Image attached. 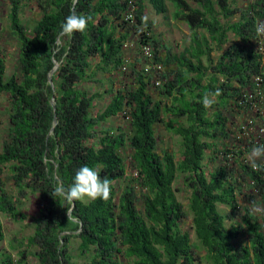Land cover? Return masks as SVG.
I'll list each match as a JSON object with an SVG mask.
<instances>
[{"label":"trees","instance_id":"trees-1","mask_svg":"<svg viewBox=\"0 0 264 264\" xmlns=\"http://www.w3.org/2000/svg\"><path fill=\"white\" fill-rule=\"evenodd\" d=\"M9 1L18 71L6 76L0 53V94L10 100L8 137L0 146V212L26 218L5 186V169L17 196L38 194L41 206L33 232L11 242L18 260L4 249L0 218V264H23L30 254L40 264H73L74 239L85 264H202L203 258L209 264H264V161L254 170L240 144L225 141L236 134L228 113L245 111L239 98L263 63L254 40L257 27L264 26V0H251L245 8L231 0H169L174 19L192 30L190 45L178 56L161 52L146 18V2L167 12L168 0H137L133 23L125 19L128 0H38L40 16L31 30L20 17L22 0ZM69 14L90 18L83 33L60 35ZM135 35L141 44L151 43L164 64L156 87L167 102L149 93L154 78L143 69L140 43L141 67L132 68L129 84L116 85L127 70L124 42ZM100 74L111 83L92 91L89 82L104 87ZM205 94L214 99L208 107L201 103ZM119 115L128 127L107 125ZM160 124L181 137L178 153L159 148ZM206 159L216 165L208 169ZM84 164L111 181L109 198L56 197L55 181L68 186ZM180 175L190 190L188 209L174 186ZM240 194L258 211L244 205ZM187 210L206 251L203 258L181 226Z\"/></svg>","mask_w":264,"mask_h":264},{"label":"rangeland","instance_id":"rangeland-1","mask_svg":"<svg viewBox=\"0 0 264 264\" xmlns=\"http://www.w3.org/2000/svg\"><path fill=\"white\" fill-rule=\"evenodd\" d=\"M234 5L241 6L242 8H245L251 0H231ZM168 5V11L167 12H157L156 9L149 3L146 2V18L147 21L151 23V29L155 36L160 40V49L163 54H167L168 50L171 52V54L174 56H178L180 52H182L186 47H188L191 43L192 38V30L190 29L189 25L185 21H179L174 19L173 17V11L175 10V7L171 1H167ZM22 9L20 12V17L22 21L26 24L27 29L31 30L32 26L35 24L36 20L40 16V8L38 6V0H22ZM10 10H11V3L9 0H0V53L5 59L6 64V76H9L13 72L18 71V64H17V58H18V50H17V42L13 34L11 33V27H10ZM239 14H236L232 20L238 19ZM230 38H233V34L230 33ZM127 56L130 57V62H128V68L126 72L122 73L120 76L116 79V85L117 86H125L130 83V72L132 68L135 66L137 68L141 67L140 64V57H139V51L137 49H129L126 50ZM219 54V51L215 50L212 52L213 58L216 60L217 56ZM104 76V87H99V83H93L89 82L88 86L91 88L92 91L99 90V88H105V86L110 85L111 79H109L107 76L100 74L99 77ZM149 93L153 95L154 97L162 98L164 102H167L168 99L161 93V89L151 86L149 89ZM109 100V97H105L104 100L100 101L99 108L103 106L104 103H106ZM96 107V111L99 109ZM213 107H211L212 109ZM9 109H10V100H9V94L6 92H3L0 94V146L2 144V141L5 140L8 137V129H9ZM214 109V108H213ZM212 111V110H211ZM229 126L233 132L237 134L239 130V126L242 122L247 120L253 113L251 111H237L234 110L231 112L229 111ZM171 114L167 116V118L171 117ZM181 121H185V117H180ZM128 119L124 117L123 115H119L117 117H114L110 121L107 122V125H121L124 128L129 126ZM157 136L159 138V148L160 149H169L174 152H179L181 147V137L179 135L175 134L171 129H168L165 124H160L157 126ZM236 134L232 133L230 138L225 139L226 142H229V144L233 143L234 141L236 144H240L243 149L244 154L242 156L243 160H248V155L255 145L257 143L255 142L254 137L255 136H242L241 138H237ZM239 139V140H236ZM264 143V142H263ZM210 152V151H208ZM128 152H126V155ZM220 159H218L219 161ZM264 161V158H260L258 161ZM126 162L128 164V172L131 173V167H130V157L126 156ZM206 166L207 168H213L214 165H216V160L213 161L206 159ZM11 173L8 169H5L3 174V180L5 181L6 188L14 194L16 197V201L19 204L22 211L26 214L25 219H14L11 216H9L6 213L0 212V218L4 225V232H5V238L3 241L4 249L10 251L13 253V256L15 259L18 260L19 254L17 249L11 248V242H14L17 244V240H19L22 237H26L29 234H31L34 230V218L39 214V208L41 206L40 204V198L38 194L29 193L25 197H18L17 191L13 187V181L11 179ZM177 196L180 201H182L188 209V203H189V196H190V190L185 186L183 182V176H179L175 183H174ZM240 196V201L244 203L246 206H250L255 211H258L259 207H257L255 204H251L247 197H244L242 194ZM221 208L226 209V207L221 206ZM188 211V215L183 219L181 222V226L184 230H187L190 232L192 242H194L197 245V253L200 257H204L206 254L205 249L200 244L195 230L193 228L192 224V213ZM79 243V240L74 239L71 243L72 246V252L74 254V257L72 259L73 264H85V259L78 254L77 245ZM15 261L14 264H19L18 261ZM202 264H209L206 259L203 258ZM23 264H40L38 259L33 255L30 254L27 261Z\"/></svg>","mask_w":264,"mask_h":264},{"label":"built area","instance_id":"built-area-1","mask_svg":"<svg viewBox=\"0 0 264 264\" xmlns=\"http://www.w3.org/2000/svg\"><path fill=\"white\" fill-rule=\"evenodd\" d=\"M137 0H128V11L125 14V19L131 23L136 21L135 10L137 9ZM263 26V25H259ZM139 37L137 35L130 36L123 45L125 50L138 49ZM254 43L258 51L262 54L263 63L261 70L253 75L252 85L246 88L242 96L239 98V103L245 110L251 111L253 114L239 126L237 138L242 136H255V142L261 144L264 142V30L257 32ZM140 54L144 58L143 69L154 78V86L161 84V79L157 76L164 71V64L155 59L154 47L151 43H140ZM130 57L126 56V63L123 69L128 68ZM243 112V110H242Z\"/></svg>","mask_w":264,"mask_h":264},{"label":"clouds","instance_id":"clouds-1","mask_svg":"<svg viewBox=\"0 0 264 264\" xmlns=\"http://www.w3.org/2000/svg\"><path fill=\"white\" fill-rule=\"evenodd\" d=\"M89 19L84 15H67L61 23L60 35L71 37L74 32L83 33L88 26ZM262 30H264V26L257 27V32ZM218 93L219 90L217 89L214 95H218ZM201 103L208 107L214 103V99L205 94L201 98ZM260 158H264V143L252 147L248 155L251 168L255 170L261 167L258 163ZM53 191L56 197L65 201L95 200L97 198L107 200L111 191V181L100 176L98 167L84 164L75 170L68 186H65L62 181L56 180Z\"/></svg>","mask_w":264,"mask_h":264},{"label":"water","instance_id":"water-1","mask_svg":"<svg viewBox=\"0 0 264 264\" xmlns=\"http://www.w3.org/2000/svg\"><path fill=\"white\" fill-rule=\"evenodd\" d=\"M58 65H59V64L56 62V63H55V66L53 67V69H52L51 72L49 73V81H50L51 84H53V73H54V71L56 70V68L58 67ZM51 101H52V103L55 105V99L52 98ZM56 123H57V117L55 116V119H54V125H55ZM53 129H54V126L52 127L51 132L53 131ZM70 211H71V210H70Z\"/></svg>","mask_w":264,"mask_h":264}]
</instances>
